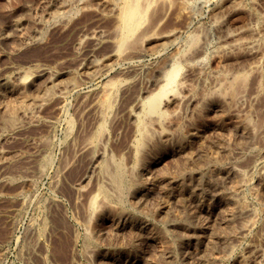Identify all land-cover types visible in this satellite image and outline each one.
Masks as SVG:
<instances>
[{"label":"rangeland","instance_id":"1","mask_svg":"<svg viewBox=\"0 0 264 264\" xmlns=\"http://www.w3.org/2000/svg\"><path fill=\"white\" fill-rule=\"evenodd\" d=\"M60 1L65 4L66 9H64V13L62 15H59L58 17L57 15H50L49 17L46 16L47 8H45V10L43 11L44 7L48 4V6L51 8V11L53 12V9L57 8L60 5ZM65 1L66 0H0V264H111L112 262L108 261L110 259L109 257L117 259H123V257L131 258L136 250L141 251L140 253L145 256V261H147L148 263L144 262V264H160V258H158L160 256L155 253L156 246L154 244H150L147 238H142L139 241L141 242L139 243L140 245L138 243V246H136L135 244L132 245V234H129V232H127L128 234L126 233L125 235H116L113 232V228L108 217L104 219V223H98L97 226L94 227L95 230L93 229V232H95L96 234L99 231V233H102L104 231L102 233L103 237L100 240L93 241L91 243L87 241L86 235H84L87 234L86 225L83 224V222L86 223V217L84 216V214L86 213L84 212H86L85 208L87 205L88 197L91 195H95L98 188L103 185V177L101 176L99 171L100 165L105 161L112 159V161L115 162L119 161L122 164L125 163V168L127 169V171L129 170L128 173L131 172L134 154L133 143L136 138L135 131L133 130H135V119L136 117L140 116V110L137 108L138 106H136L137 100L142 101L151 94L157 92L159 87L163 84L166 74L171 70L172 66H175L176 64V66H181L183 70L181 73L183 76L181 75V78H179L181 86L177 90V95L181 100L179 99V103L175 108L176 110L174 109V107H167L169 110H174L175 114L173 113V115L175 116H172L170 114L171 116L169 115V119H165L161 123L162 125L158 122H151V126V123H148L150 125L149 128L153 132L158 133L159 131H166L168 134H171L170 138L168 139V145H170L169 147H177L181 143V141L178 139V144L177 138L189 137L193 132H199L200 134L203 132L201 135L203 136V138H205L204 142L206 141L205 143H210L212 147H214L216 144L215 138H217L214 129L217 126L223 128V130H225L227 134L229 133L228 137H230V135H232L231 137H233L235 129L242 126L243 123L248 120L250 126H248L249 128L253 129V127L255 126V130L253 129L252 132L255 133L257 130V132L262 131V135L264 136V108L262 107L264 106V77H262L264 76V53L261 56L255 57L253 55L245 56L240 52H236L234 54L232 53L226 58L225 56L216 52V50H218L217 47L232 42L230 36L234 34H240L238 35V38L241 39L240 41L245 42L251 41L252 39L258 37V34L264 39V25L261 27L262 29L259 28V32L261 34H255L257 36L254 37L253 35H250V33L248 34L246 30L250 28L249 26L253 27L255 25V21L254 18H252V16H250L246 12L235 13V15L233 14L232 16L222 18L218 22H214L212 20V15L210 14L212 13V10L215 8V6L220 2V0H192L188 5L185 6L186 8L180 5L181 0H166L163 3L158 4L159 7L156 5V11H152V13H150L151 15L149 14L150 17L148 18L149 20L147 19V21L145 22L144 29H147L150 33L156 34L158 32H162L160 34L174 32V39L171 42L167 43L163 49L158 50L155 53H145L143 55H139L140 53L138 52L141 51V49L139 48H130L128 50L125 49L123 52V61L121 60L118 63L110 64L107 67H102L99 65L100 69L96 68L98 69L97 71L94 70L95 68L93 67V65L97 66L98 63L100 64L104 58L111 55V53L115 51L114 39L116 32L114 26V15L110 13L108 8L103 10L102 8L93 7L90 9L82 10L79 9V0H67L66 3ZM172 1L175 4L172 3ZM57 4L59 5L57 6ZM52 5L55 6H53V9ZM187 6H189V8ZM186 10L188 12H191L188 13ZM198 10L200 12H198ZM256 10L259 12L258 14L261 15L262 18H264V3L257 4V7H255V11ZM81 11H83V13ZM81 17L84 18L82 19ZM150 19L153 21H151ZM183 20H185V22ZM14 21H18L20 23V28L18 30H13L10 27L8 28V26L14 23ZM154 21L156 22L155 25ZM146 23H148V27H146ZM232 28L234 29V32L232 31ZM202 31L203 33H201ZM90 32L93 34V36ZM4 33H6V35ZM249 35L252 37H250ZM4 36H6L7 38ZM35 37L37 38L34 39ZM194 37H196V39H194ZM190 38L195 40V45L190 44ZM250 38L252 39L249 40ZM76 44L78 48L76 47ZM106 45L108 48L106 47ZM176 48L177 50H175ZM215 52L218 56L215 54ZM188 56H190L192 59ZM245 59L248 61H246ZM199 60L201 61L198 62ZM81 63L86 66L88 65L87 67L89 68L91 67L86 71L85 74L80 70L82 66H84ZM250 66L258 67V69L256 70L257 72L249 73V77L246 75L247 78L242 84L243 87L241 85L242 90L240 89V87H238L235 96L232 99H226L224 103L226 106V110L223 113L220 110L212 108L206 111L204 110V112L200 110L201 112H199V109H201L204 102L209 98L214 97L212 96L213 94L216 93V95L218 94V96L225 95L223 89L225 83H223L220 79H223V77H225L224 79H228L226 80L227 83H230L233 76L235 77L246 74L247 72H245V70L247 71ZM228 68L231 71H229ZM198 69H200L201 71H199ZM226 69L229 72H227ZM90 70L95 71V73L90 72ZM59 71H61V73ZM87 72L88 75L85 76ZM117 73L119 75H117ZM131 76L133 77L131 78ZM48 77L50 79H60V81L71 79L72 83H74V86L68 88L65 91H62L61 94L55 91V93L51 95L48 94V96L43 99V95L38 94L37 92L44 86L46 81L49 80ZM156 78H158L159 80L161 79V81ZM21 83H24L25 87L20 95L5 94L8 88L18 87V85H20ZM114 83L116 85L120 83L126 86L122 88V85L119 88L118 92H116V97L112 102L110 111L111 116H109V119L106 122L105 143L102 142L100 143L101 145L98 144L99 146L97 144L93 145V147L88 149V151L90 150L88 152L85 149V145L88 144L86 142H89L91 137L95 135L94 133H96L101 123L98 118L99 112L95 108V103L104 101L111 88V84ZM200 86L201 88H198ZM214 87H216V89ZM221 88L223 90L220 93ZM248 91H250L251 93ZM239 93H242V95ZM23 100L27 102L26 106L28 105L25 110L21 109V105H19ZM34 102L36 103V105ZM256 102H258L259 105ZM162 107L166 106L164 105ZM241 107L244 108L242 109ZM167 108L162 109L168 110ZM231 108L233 111L231 110ZM246 108L248 109L246 110ZM8 112H13V118L15 116L16 117L12 120H9V117L7 118V115H9ZM111 112L115 113L113 114ZM128 113L132 114L129 115ZM85 114L88 115L86 116ZM133 114L134 116H132ZM110 117L112 118L110 119ZM111 120L114 122H112ZM172 120H174L175 122ZM160 128H162V130H159ZM87 129L89 130L87 131ZM252 136L253 134H251V137ZM231 137L230 139H232ZM258 142H260L259 139ZM232 145L231 147H229L230 152L238 147V145H233V149ZM196 147H198V145ZM196 147H194V149H196ZM214 149L216 148L214 147ZM159 152H156L155 154L152 153L150 155L151 157L148 156V159H156L157 156L156 160H160L162 162L159 166L160 168H155V175H158L157 179L162 180V178L168 176L176 178L181 176L182 174H188L187 172L189 171V167L187 166V164L181 161L178 156L167 155L162 157ZM153 155L154 157H152ZM263 158H259V163L257 162V166H255L252 171L253 177L250 186L243 192L241 196L243 197V205H250L252 208L254 207V212H256V215L254 214L255 218H253L252 220V232L250 231L248 235L240 238L239 241L234 240L232 256L229 259L224 260L220 264H242L238 260V258H240L241 256H246L247 264H258L261 261H264V199H262L260 202L259 199L262 196L258 197L259 194H262L261 191L262 187H264V181L259 183L260 181L257 178L258 173H256V171L258 172V170L262 168L261 166H263L264 168ZM175 164L176 166L174 167ZM256 167L258 169H256ZM40 170H42L41 172L43 173H41ZM161 172L163 175L161 174ZM90 174H92V176ZM75 182L78 185H76ZM156 184L158 186H156ZM161 184L155 183L153 186L149 185L148 189L151 191L150 194L151 198L153 197V203H160L159 193L160 191H162L163 187H165L163 189L169 188H166L167 183L163 184L162 182ZM79 186L83 187L84 189ZM256 190H259L258 193L256 192ZM252 191L258 196H254ZM131 204L133 207L132 209L129 208V211L133 212V215L135 217V219L133 220L135 222L137 221L136 219L145 217V219L150 221L154 226L160 225L158 219L155 220L156 217L158 218L157 209L153 211L152 206H150L151 208L149 207L150 209L147 210L149 206L148 205L145 210L142 209L140 211L134 208L133 202H131ZM57 210L59 211V213ZM77 212L79 213L77 214ZM153 216L155 219L153 218ZM238 225L239 224H235L234 228ZM238 227H236L235 229L232 228L230 230L224 228H221L223 229L222 231L221 229L217 228L215 230H218L216 234L221 232L222 234H224L223 236H225V239H229L231 235L230 232L235 231L236 229H238ZM215 230L213 231L214 234ZM256 233L259 234L257 235ZM163 237H165L163 233L158 234L157 246L159 245V243H161V246H164L163 241L165 238ZM108 239L111 240L108 241ZM114 241L117 242L115 243ZM119 241L121 243H119ZM126 245L128 247H126ZM117 246H120L121 249H119ZM215 246L216 245H210V248H214ZM218 247L219 245L215 247V250H218ZM87 248L95 249L94 252L97 251L95 253L93 252L94 255L92 256L94 257L87 255V253L85 252L87 251ZM171 248L173 255L176 256V264H180L181 259L178 255V246L173 245ZM177 249L178 251H176ZM220 249L221 248H219V250ZM82 250H85V253ZM95 255H99L100 257H102V260L96 258ZM104 256L106 258H104ZM150 256L151 259L149 260Z\"/></svg>","mask_w":264,"mask_h":264},{"label":"bare ground","instance_id":"2","mask_svg":"<svg viewBox=\"0 0 264 264\" xmlns=\"http://www.w3.org/2000/svg\"><path fill=\"white\" fill-rule=\"evenodd\" d=\"M53 1V0H52ZM71 1V0H69ZM79 9H90V8H102L105 10L106 8L109 9L110 13L114 15L115 18V51L111 53V55L107 56L103 59V61L99 64L93 65L94 70L99 68V65L102 67H107L110 64H115L120 62L123 59V52L125 49H141L139 55H143L145 53H155L158 50L163 49L167 43L171 42L174 37V32H169L167 34H160L162 32L150 33L147 29H144V24L147 19L150 17L149 14L152 11H156L158 4L163 3L166 0H79ZM174 1V0H173ZM172 1V3H174ZM192 0H181L180 5L185 6L189 4ZM61 2V1H60ZM58 2V3H60ZM67 0L65 1V3ZM168 2V1H167ZM79 3V2H78ZM264 3V0H220V2L215 6L212 10V20L214 22L220 21L222 18L232 16L233 14L238 12H246L252 18H254L255 25L253 27L249 26L250 28L246 31L248 34L253 35L254 37L257 36L255 34L260 33L259 28L264 25V18L259 15L258 11H255V7L257 4ZM175 4V3H174ZM173 4V5H174ZM179 4V3H178ZM177 4V5H178ZM197 4V3H196ZM203 4V3H202ZM209 4V3H208ZM50 5V4H49ZM59 4H57L58 6ZM45 6V5H44ZM48 6V4H47ZM46 10V16H56L62 15L64 13L65 4L62 2L60 5L51 11V8L48 6ZM67 6V4H66ZM179 6V5H178ZM200 6V5H199ZM55 7V6H54ZM159 7V6H158ZM189 8V6H187ZM197 7V6H196ZM195 7V8H196ZM172 8V7H171ZM174 8V7H173ZM176 8V6H175ZM182 8V7H181ZM159 9V8H158ZM167 9V6H166ZM165 9V10H166ZM180 9V8H179ZM56 10V11H55ZM100 10V9H98ZM160 10V9H159ZM158 10V11H159ZM178 10V9H177ZM176 10V11H177ZM189 10V9H188ZM200 10V9H199ZM198 10V12H200ZM51 11V12H50ZM187 11V10H186ZM185 11V12H186ZM196 11V9H195ZM207 11V10H206ZM83 13V11H81ZM86 12V11H85ZM94 12V11H93ZM173 12V11H171ZM183 12V13H185ZM188 12V11H187ZM191 12V11H190ZM188 12V13H190ZM194 12V11H193ZM208 12V11H207ZM257 12V13H256ZM69 13V12H68ZM95 13V12H94ZM245 13V14H246ZM70 14V13H69ZM85 14V13H84ZM93 14V13H92ZM175 14V13H174ZM43 15V14H42ZM82 15V14H81ZM89 15V14H88ZM151 15V14H150ZM160 15V14H159ZM177 15V14H176ZM187 15V14H186ZM209 15V16H210ZM245 16V15H244ZM89 17V16H88ZM154 17V15H153ZM174 17V16H173ZM172 17V18H173ZM235 17V16H234ZM239 17V16H238ZM82 18V17H81ZM84 18V17H83ZM82 18V19H83ZM113 18V19H114ZM152 18V17H151ZM167 18V17H166ZM202 18V17H201ZM60 19V18H59ZM112 19V18H111ZM110 19V21H111ZM153 19V18H152ZM155 19V18H154ZM149 20V19H148ZM151 20V19H150ZM166 20V19H165ZM182 20V18H181ZM39 21V20H38ZM41 21V20H40ZM153 21V20H151ZM178 21V20H177ZM185 22V20H183ZM234 21V19H233ZM239 21V20H238ZM253 21V20H252ZM155 22V21H154ZM189 22V21H188ZM210 22V21H209ZM237 22V21H236ZM235 22V23H236ZM3 23V22H2ZM181 23V22H180ZM248 23V22H247ZM254 23V22H253ZM7 24V23H6ZM11 24V23H10ZM9 24V25H10ZM49 24V23H48ZM151 24V23H150ZM149 24V25H150ZM153 24V23H152ZM156 22L154 23V25ZM186 24V23H185ZM230 24V23H229ZM91 25V24H90ZM146 27H148V23H146ZM172 25V24H171ZM178 25V24H177ZM182 25V24H181ZM216 25V24H215ZM227 25V24H226ZM245 25V24H244ZM250 25V23H249ZM113 26V27H114ZM166 26V25H165ZM168 26V25H167ZM230 26V25H229ZM239 26V25H238ZM237 26V27H238ZM242 26V25H241ZM13 30H18L20 28V23L18 21H14L8 28ZM162 27V26H161ZM176 27V26H175ZM180 27V26H179ZM227 27V26H226ZM247 27V26H246ZM264 27V26H263ZM7 28V27H6ZM160 28V27H159ZM165 28V27H164ZM169 28V27H168ZM173 28V27H172ZM216 28V27H214ZM239 28V27H238ZM82 29V28H81ZM99 29V28H98ZM170 29V28H169ZM204 29V28H203ZM212 29V28H211ZM210 29V30H211ZM241 29V28H240ZM262 29V28H261ZM164 30V29H163ZM162 30V31H163ZM195 30V29H194ZM208 30V29H207ZM219 30V29H218ZM221 30V29H220ZM227 30V29H226ZM230 30V28H229ZM234 29L232 28V31ZM148 31V32H147ZM157 31V30H156ZM171 31V30H170ZM206 31V30H205ZM209 31V30H208ZM239 31V30H237ZM6 32V31H4ZM103 32V31H102ZM168 32V31H167ZM218 32V31H217ZM234 32V31H233ZM243 32V31H242ZM91 33V32H90ZM94 33V32H93ZM195 33V32H193ZM203 33V31L201 32ZM229 33V32H228ZM245 33V32H244ZM243 33V34H244ZM6 35V33H4ZM89 34V33H88ZM92 34V33H91ZM90 34V35H91ZM98 34V33H97ZM197 34V33H196ZM195 34V35H196ZM230 34V33H229ZM261 34V33H260ZM185 35V34H184ZM194 35V36H195ZM238 35L234 34L230 36L232 42L229 44L222 45L217 47L218 54H221L227 58V56L231 55L232 53L240 52L246 55H253L255 57L261 56L264 52V39L259 36L249 40L251 41H240ZM242 35V34H241ZM249 35V36H250ZM2 36V34H1ZM82 36V35H81ZM88 36V35H87ZM93 36V34H92ZM97 36V35H96ZM101 36V35H100ZM177 36V35H176ZM203 36V35H202ZM219 36V35H218ZM227 36V35H225ZM248 36V37H249ZM6 37V36H4ZM197 37V36H196ZM194 37V39H196ZM204 37V36H203ZM252 37V36H250ZM7 38V37H6ZM35 37L34 39H36ZM99 38V37H98ZM101 38V37H100ZM114 38V37H112ZM111 38V39H112ZM241 38V37H240ZM190 38V44L195 45V40ZM205 39V38H204ZM221 39V38H220ZM227 39V38H226ZM256 39V40H255ZM31 40V39H30ZM202 40V39H201ZM206 40V39H205ZM219 40V38H218ZM78 41V40H76ZM223 41V39H222ZM221 41V42H222ZM225 41V40H224ZM186 42V41H185ZM201 42V41H200ZM199 42V43H200ZM208 42V41H207ZM219 43V42H218ZM228 43V42H227ZM51 44V43H50ZM104 44V43H103ZM107 44V43H106ZM186 44V43H185ZM203 44V43H202ZM206 44V43H205ZM217 44V42H216ZM191 45V46H192ZM180 46V45H179ZM205 46V45H204ZM215 46V44H214ZM77 47V44H76ZM107 47V45H106ZM105 47V48H106ZM190 47V46H188ZM187 47V48H188ZM78 48V47H77ZM108 48V47H107ZM113 48V49H114ZM41 49V48H40ZM196 49V48H195ZM203 49V48H202ZM177 50V48L175 49ZM179 50V48H178ZM192 50V49H191ZM33 51V50H32ZM31 51V52H32ZM38 51V50H37ZM188 51V50H187ZM42 52V51H41ZM104 52V50H103ZM172 52V51H171ZM177 52V51H176ZM186 52V51H185ZM215 52V54H216ZM188 53V52H187ZM134 54V53H133ZM193 54V53H192ZM138 55V54H137ZM157 55V54H156ZM200 55V54H199ZM217 55V54H216ZM220 55V56H221ZM241 55V54H240ZM264 55V54H263ZM132 56V55H131ZM170 56V55H169ZM167 56V57H169ZM181 56V55H180ZM185 56V55H184ZM193 56V55H192ZM198 56V55H197ZM218 56V55H217ZM236 56V55H235ZM128 57V56H126ZM165 57V58H167ZM190 57V56H188ZM209 57V56H208ZM212 57V55H211ZM216 57V56H215ZM191 58V57H190ZM196 58V57H195ZM243 58V57H242ZM101 59V58H100ZM162 59V58H161ZM164 59V58H163ZM177 59V58H176ZM175 59V60H176ZM179 59V58H178ZM182 59V58H181ZM189 59V58H188ZM192 59V58H191ZM212 59V58H211ZM218 59V58H217ZM241 59V58H240ZM128 60V59H127ZM202 60V59H201ZM199 60L198 62H200ZM208 60V59H207ZM246 60V59H245ZM92 61V60H91ZM95 61V60H94ZM123 61V60H122ZM125 61V58H124ZM136 61V60H135ZM162 61V60H161ZM165 61V60H164ZM170 61V60H169ZM189 61V60H188ZM206 61V60H205ZM222 61V60H221ZM248 61V60H246ZM245 61V62H246ZM256 61V60H255ZM159 62V61H158ZM187 62V61H186ZM203 62V61H202ZM88 63V62H87ZM94 63V62H93ZM141 63V62H140ZM197 63V62H196ZM204 63V62H203ZM209 63V62H208ZM236 63V62H235ZM239 63V62H238ZM243 63V62H242ZM264 63V62H263ZM80 64V62H79ZM83 64V63H81ZM91 64V63H90ZM157 64V63H156ZM207 64V63H205ZM220 64V63H219ZM229 64V63H228ZM227 64V65H228ZM240 64V63H239ZM258 64V63H257ZM84 65V64H83ZM122 65V64H121ZM173 65V64H172ZM177 65V64H176ZM172 66L171 70L166 74L164 78L163 84L159 87L157 92L151 94L146 99L142 101L137 100V108L140 110V116L136 117L135 119V134L136 138L133 143L134 154H133V164L131 166V172L125 168V163H121L119 161L115 162L112 159L105 161L100 165L99 171L101 176L103 177V182L95 195H91L88 197L87 205H86V225L87 234L86 239L89 243L93 241H98L103 237V232L97 234L93 232L95 230V226L99 223H104V219L108 217L111 222V226L113 228V232L116 235H125L127 232L132 234L131 236V244L137 245L142 238H147L150 244H154L156 246V252L160 257V264H176V256L172 253V246L177 245L179 248V257L181 259L180 264H220L226 259H229L232 256L233 248H234V240L239 241L240 238L248 235L251 229L253 228L252 220L254 214V207L252 208L250 205H243V192L249 188L250 183L252 181V171L259 163V158L264 157V136L262 135V131L253 133V129L249 128V120L245 121L242 126L237 127L235 132L230 137L223 128L217 126L214 130L217 135L215 138V148L212 147L210 143H205L203 136L198 133H192L189 137L186 138H177L178 144L179 140L181 143L177 147H169L168 139L170 138L171 134H168L166 131H157L153 132L149 128V124L151 122H158L162 123L165 119H169V115L172 116L174 110L168 109L169 107L174 109L176 105L179 103V97L177 90L180 88L181 83L179 82V78L182 75V67ZM185 65V64H184ZM188 65V64H187ZM233 65V64H231ZM244 65V63H243ZM88 66V65H87ZM86 65L82 66L80 69L82 73H86L89 67ZM148 66V65H146ZM158 66V65H157ZM194 66V65H193ZM200 66V65H199ZM198 66V67H199ZM236 66V65H235ZM245 66V65H244ZM201 67V66H200ZM206 67V65H205ZM218 67V66H217ZM224 67V66H223ZM230 67V66H229ZM233 67V66H232ZM261 67V66H260ZM212 68V67H211ZM214 68V66H213ZM225 68V67H224ZM227 68V67H226ZM92 69V70H93ZM100 69V68H99ZM156 69V68H154ZM159 69V68H158ZM201 69V68H200ZM198 69L199 71H201ZM223 69V68H222ZM229 69V68H228ZM238 69V66H237ZM258 67L250 66L246 74L240 76H233V78L229 79L230 83H227L224 79L222 80L225 83L224 89V96L223 95H216L211 94L212 98L206 100L199 109V112L204 110L217 109L220 110L222 113L226 110L225 109V101L226 99H232L235 94L237 93V88L245 82L249 73H256ZM264 69V67H263ZM102 70V69H101ZM144 70V69H143ZM185 70V69H184ZM190 70V68H189ZM214 70V69H213ZM227 70V69H226ZM244 70V69H243ZM62 71V70H61ZM61 71H59L61 73ZM128 71V69H127ZM196 71V70H195ZM229 71H231L229 69ZM227 70V72H229ZM42 72V71H41ZM95 73V71H91ZM138 72V71H137ZM189 72V71H188ZM217 72V71H216ZM244 72V73H245ZM38 73V72H37ZM92 73V74H93ZM97 73V72H96ZM126 73V72H125ZM124 73V74H125ZM148 73V72H147ZM197 73V72H196ZM239 73V72H238ZM46 74V73H45ZM48 74V73H47ZM80 74V73H79ZM122 74V73H121ZM149 74V73H148ZM155 74V73H154ZM153 74V75H154ZM161 74V73H160ZM230 74V73H229ZM228 74V75H229ZM81 75V74H80ZM88 75V72L85 76ZM98 75V74H96ZM117 75H119L117 73ZM151 75V74H150ZM185 75V73H184ZM192 75V74H191ZM210 75V74H209ZM253 75V74H252ZM264 75V74H263ZM17 76V75H16ZM41 76V75H40ZM48 76V75H47ZM82 76V75H81ZM124 76V75H123ZM183 76V75H182ZM203 76V75H202ZM201 76V77H202ZM214 76V75H213ZM212 76V77H213ZM216 76V75H215ZM230 76V75H229ZM28 77V76H27ZM32 77V76H31ZM50 77V76H49ZM48 77V78H49ZM125 77V76H124ZM133 76H131L132 78ZM136 77V76H135ZM158 77V76H157ZM160 77V76H159ZM209 77V76H208ZM221 77V76H220ZM227 77V76H226ZM232 77V76H231ZM249 77V76H248ZM259 77V76H258ZM264 77V76H262ZM64 78V77H63ZM95 78V77H94ZM93 78V79H94ZM188 78V77H187ZM222 78V77H221ZM10 79V78H9ZM62 79V78H61ZM119 79V78H118ZM134 79V78H133ZM152 79V77H151ZM154 79V78H153ZM158 79V78H156ZM202 79V78H201ZM209 79V78H208ZM207 79V80H208ZM41 80V79H40ZM65 80V79H64ZM77 80V79H76ZM110 80V79H108ZM121 80V79H120ZM128 80V79H127ZM143 80V79H142ZM159 80V79H158ZM205 80V79H204ZM126 81V80H125ZM124 81V83H125ZM161 81V79L159 80ZM188 81V80H187ZM190 81V80H189ZM249 81V80H248ZM254 81V79H253ZM259 81V80H257ZM107 82V81H106ZM135 82V81H134ZM143 82V81H142ZM156 82V80H155ZM185 82V81H184ZM209 82V81H208ZM211 82V81H210ZM218 82V81H216ZM264 82V81H263ZM37 83V82H36ZM121 83V82H120ZM111 84V88L106 95V98L103 102H96L95 108L98 110V118L101 121L98 130L93 137H91L87 145H85V149L88 151L93 145L99 144L106 140V122L109 119L112 102L116 97V92H118L119 88H122L126 85L124 84ZM197 83V82H196ZM42 84V83H41ZM39 84V85H41ZM74 83H72L71 79L60 81V79H50L46 81L44 86L39 89L37 92L38 94L43 95V99L48 96V94H53L55 91L59 92L60 94L62 91L67 90L70 87H73ZM76 84V83H75ZM106 84V83H105ZM187 84V83H185ZM200 84V83H199ZM252 84V83H251ZM259 84V83H258ZM262 84V83H261ZM34 85V84H33ZM183 85V84H182ZM195 85V84H194ZM80 86V85H79ZM155 86V84H154ZM189 86V85H188ZM203 86V85H202ZM212 86V85H211ZM256 86V85H255ZM259 86V85H258ZM10 87V86H9ZM25 84L21 83L18 87H10L7 89L5 94H18L22 93L24 90ZM35 87V86H34ZM136 87V86H135ZM148 87V86H147ZM191 87V86H190ZM210 87V86H208ZM207 87V88H208ZM243 87V85H242ZM250 87V85H249ZM195 88V87H194ZM198 88H201L198 87ZM216 89V87H214ZM219 88V86H218ZM136 89V88H135ZM189 89V88H188ZM221 88V91L223 90ZM258 89V88H257ZM263 89V88H262ZM145 90V89H144ZM190 90V89H189ZM197 90V89H196ZM242 90V89H241ZM97 91V90H96ZM2 92V91H1ZM34 92V91H33ZM120 92V91H119ZM133 92V91H132ZM137 92V91H136ZM180 92V90H179ZM191 92V91H190ZM195 92V91H194ZM193 92V93H194ZM216 92V91H215ZM239 92V91H238ZM250 92V91H248ZM3 93V92H2ZM99 93V92H98ZM134 93V92H133ZM243 93V91H242ZM242 93H239L242 95ZM251 93V92H250ZM36 94V93H35ZM58 94V93H57ZM123 94V93H122ZM121 94V95H122ZM131 94V93H130ZM147 94V93H146ZM199 94V93H198ZM201 94V93H200ZM246 94V93H245ZM17 95V96H18ZM40 95V96H42ZM49 95V96H50ZM56 95V94H55ZM59 95V94H58ZM133 95V94H132ZM196 95V94H195ZM194 95V96H195ZM202 95V94H201ZM216 95V96H215ZM34 96V95H33ZM53 96V95H52ZM65 96V95H64ZM97 96V95H96ZM131 96V95H130ZM140 96V95H139ZM143 96V95H142ZM262 96V95H261ZM51 97V96H50ZM135 97V96H134ZM182 97V96H181ZM237 97V96H236ZM23 98V97H22ZM29 98V97H28ZM241 98V97H240ZM249 98V97H248ZM99 99V98H98ZM135 99V98H134ZM199 99V98H198ZM238 99V98H237ZM236 99V100H237ZM253 99V98H252ZM7 100V99H6ZM9 100V99H8ZM25 100V99H24ZM20 102L21 109L25 110L27 108L26 101ZM31 100V98H30ZM181 100V99H180ZM260 100V99H259ZM262 100V99H261ZM12 101V100H11ZM98 101V100H97ZM119 101V100H118ZM127 101V100H126ZM232 101V100H231ZM186 102V101H185ZM184 102V103H185ZM202 102V101H201ZM200 102V103H201ZM234 102V101H233ZM246 102V100H245ZM10 103V102H9ZM14 103V102H13ZM35 103V102H34ZM181 103V102H180ZM237 103V102H236ZM258 104V102H256ZM12 104V102H11ZM38 104V103H37ZM191 104V103H190ZM197 104V103H196ZM256 104V105H257ZM10 105V104H9ZM36 105V103H35ZM166 107H162V106ZM186 105V104H185ZM243 105V104H242ZM251 105V104H250ZM259 105V104H258ZM88 106V105H87ZM235 106V105H234ZM233 106V108H234ZM237 106V105H236ZM2 107V106H1ZM6 107V106H5ZM124 107V106H123ZM122 107V108H123ZM168 107V108H167ZM185 107V106H184ZM200 107V106H199ZM245 107V106H244ZM243 107V108H244ZM252 107V106H251ZM264 108V106H262ZM261 107V108H262ZM86 108V107H85ZM162 108H167L168 110H163ZM242 108V107H241ZM242 108V109H243ZM84 109V108H83ZM116 109V108H115ZM236 109V108H235ZM248 108H246L247 110ZM260 109V107H259ZM118 110V109H117ZM138 110V112H139ZM176 110V109H175ZM201 110V111H200ZM232 110V108H231ZM245 110V109H244ZM83 111V110H82ZM115 111V110H114ZM120 111V109H119ZM172 111V112H170ZM182 111V110H181ZM233 111V110H232ZM236 111V110H235ZM3 112V111H2ZM20 112V111H19ZM89 112V111H88ZM170 112V113H169ZM176 112V111H175ZM183 112V111H182ZM198 112V111H197ZM241 112V111H240ZM260 112V111H258ZM257 112V113H258ZM9 113V112H8ZM113 113V112H111ZM115 113V112H114ZM113 113V114H114ZM178 113V112H177ZM187 113V112H186ZM215 113V112H214ZM231 113V112H230ZM234 113V112H233ZM251 113V112H250ZM3 114V113H2ZM5 114V113H4ZM18 114V113H17ZM32 114V113H30ZM129 115L132 113H128ZM175 114V113H174ZM190 114V113H189ZM241 114V113H240ZM86 115V114H85ZM88 115V114H87ZM86 115V116H87ZM92 115V114H91ZM137 115V114H136ZM170 115V116H171ZM15 116V115H14ZM115 116V115H114ZM134 116V114L132 115ZM182 116V115H181ZM191 116V115H190ZM189 116V119H190ZM237 116V115H236ZM244 116V115H243ZM259 116V115H258ZM262 116V115H261ZM9 120L13 118V112L7 115ZM178 117V116H177ZM211 117V115H210ZM226 117V116H225ZM256 117V116H255ZM6 118V117H5ZM83 118V117H82ZM87 118V117H86ZM90 118V117H89ZM112 117H110L111 119ZM172 118V117H170ZM200 118V117H199ZM198 118V119H199ZM242 118V116H241ZM249 118V117H248ZM260 118V117H258ZM257 118V119H258ZM77 119V118H76ZM93 119V118H91ZM183 119V118H182ZM188 119V118H187ZM209 119V118H208ZM214 119V117H213ZM216 119V118H215ZM254 119V118H253ZM197 120V119H196ZM15 121V120H13ZM88 121V120H87ZM94 121V120H93ZM97 121V120H96ZM112 121V120H111ZM121 121V120H120ZM174 121V120H172ZM232 121V119H231ZM262 121V120H260ZM4 122V121H3ZM12 122V121H11ZM81 122V121H80ZM84 122V121H83ZM114 122V121H112ZM150 122V123H149ZM175 122V121H174ZM187 122V121H185ZM259 122V121H257ZM79 123V122H78ZM119 123V122H118ZM149 123V124H148ZM153 123V125H154ZM167 123V122H166ZM170 123V122H169ZM180 123V122H178ZM198 123V122H197ZM240 123V122H239ZM88 124V123H87ZM95 124V123H94ZM125 124V122H124ZM172 124V123H171ZM199 124V123H198ZM255 124V123H252ZM114 125V124H113ZM162 125V124H161ZM167 125V124H166ZM222 125V124H221ZM18 126V125H14ZM80 126V124H79ZM131 126V125H130ZM152 126V123H151ZM249 126V127H248ZM253 126V125H252ZM257 126V125H256ZM260 126V125H259ZM92 127V126H90ZM119 127V126H118ZM162 127V126H161ZM192 127V126H191ZM194 127V126H193ZM229 127V126H228ZM75 128V127H74ZM124 128V127H123ZM79 129V128H78ZM115 129V128H114ZM130 129V128H129ZM134 129V128H133ZM251 129V130H250ZM264 129V128H263ZM77 130V129H76ZM89 129H87L88 131ZM113 130V128H112ZM159 130H162L160 128ZM184 130V129H183ZM191 130V129H190ZM231 130V129H230ZM255 130V129H254ZM81 131V130H80ZM86 131V130H85ZM92 131V130H91ZM115 131V130H114ZM155 131V130H154ZM172 131V130H171ZM131 132V131H130ZM173 132V131H172ZM82 133V132H81ZM108 133V132H107ZM156 133V134H154ZM188 133V132H187ZM264 133V132H263ZM70 134V133H69ZM84 134V133H83ZM86 134V133H85ZM130 134V133H129ZM133 134V133H132ZM175 134V133H174ZM251 134L253 136L251 137ZM64 135V134H63ZM121 135V134H120ZM85 136V135H84ZM132 136V135H131ZM70 137V136H69ZM86 137V136H85ZM179 137V136H178ZM207 137V136H206ZM84 138V137H83ZM179 139V140H178ZM208 139V138H207ZM259 141L261 142H258ZM75 141V140H74ZM170 141V140H169ZM214 141V140H213ZM72 142V141H71ZM113 142V141H112ZM242 142V143H241ZM105 143V142H104ZM171 143V142H170ZM111 144V143H110ZM238 145V147L233 150L229 151V147L231 145ZM98 145V146H99ZM114 145V144H113ZM198 145V147H196ZM214 145V144H213ZM232 145V148H233ZM66 146V145H65ZM70 146V145H68ZM111 146V145H110ZM131 146V144H130ZM50 147V146H49ZM196 147V149H194ZM100 148V147H99ZM198 148V149H197ZM84 149V150H85ZM234 149V148H233ZM85 150V151H86ZM159 150V151H157ZM90 151V150H89ZM88 151V152H89ZM93 151V150H91ZM114 151V150H113ZM127 151V150H126ZM108 152V151H107ZM159 152V154L164 157L167 155L170 156H178L181 161H183L189 167L188 174H182L179 177H164L162 180L157 179L155 175V168L161 165L160 160H156L155 158H149L152 153ZM121 153V152H120ZM129 153V151H128ZM70 154V153H69ZM86 154V153H85ZM113 154V153H112ZM3 155V154H2ZM50 155V154H49ZM63 155V154H61ZM106 155V154H105ZM119 155V154H118ZM117 155V156H118ZM127 155V154H126ZM73 156V155H72ZM71 156V157H72ZM67 157V156H66ZM93 157V156H92ZM116 157V156H115ZM154 157V155L152 156ZM2 158V157H1ZM50 158V157H49ZM48 158V159H49ZM68 158V157H67ZM70 158V157H69ZM119 158V157H118ZM66 159V158H64ZM124 159V158H123ZM148 159V160H147ZM175 159V158H174ZM264 159V158H263ZM3 160V159H1ZM114 160V159H113ZM162 160V159H161ZM172 160V159H171ZM128 161V160H127ZM180 161V162H181ZM264 161V160H263ZM262 161V162H263ZM129 162V161H128ZM170 162V161H169ZM258 162V163H257ZM66 163V162H65ZM69 163V162H68ZM79 163V162H78ZM77 163V164H78ZM166 163V162H165ZM177 163V162H176ZM64 164V163H63ZM96 164V163H95ZM68 165V164H67ZM65 165V166H67ZM128 165V163H127ZM199 165V166H198ZM64 166V167H65ZM70 166V165H69ZM176 164L174 165V167ZM163 167V166H162ZM256 171L258 173L259 183L264 181V168ZM42 168V167H41ZM49 168V167H48ZM83 168V167H82ZM160 168V167H159ZM158 168V169H159ZM181 168V167H180ZM164 169V168H163ZM183 169V168H182ZM256 169H258L256 167ZM69 170V168H68ZM80 170V169H79ZM96 170V169H95ZM157 170V169H156ZM160 170V169H159ZM165 170V169H164ZM42 170H40L41 172ZM64 171V170H63ZM166 171V170H165ZM82 172V171H81ZM182 172V171H181ZM43 173V172H41ZM63 173V172H62ZM74 173V172H73ZM179 173V172H178ZM55 174V173H53ZM79 174V173H78ZM95 174V173H94ZM162 174V172H161ZM170 174V173H168ZM176 174V173H175ZM92 176V174H90ZM163 175V174H162ZM81 176V175H80ZM90 176V177H91ZM100 176V175H99ZM57 177V176H56ZM67 177V176H66ZM61 178V177H60ZM65 178V177H64ZM96 178V176H95ZM98 178V177H97ZM75 180V179H74ZM100 180V179H99ZM55 181V180H53ZM77 181V180H76ZM79 181V180H78ZM88 181V180H87ZM102 181V180H101ZM52 182V181H51ZM65 182V181H64ZM82 182V180H81ZM167 183L168 189H163L159 193V202L153 203L149 185L153 186L155 183L161 184ZM76 183V182H75ZM64 184V183H63ZM90 184V183H89ZM264 184V183H263ZM76 185H78L76 183ZM86 185V184H85ZM92 185V184H91ZM162 185V184H161ZM156 186H158L156 184ZM75 187V186H74ZM81 187V186H79ZM89 187V186H88ZM256 187V185H255ZM254 187V188H255ZM262 187V185H261ZM83 188V187H81ZM154 188V187H153ZM67 189V188H66ZM84 189V188H83ZM81 189V190H83ZM64 190V189H63ZM261 190V189H260ZM69 191V190H68ZM73 191V190H72ZM79 191V190H78ZM86 191V190H85ZM84 191V192H85ZM259 190H256L258 193ZM58 192V191H57ZM71 192V191H70ZM81 192V191H80ZM262 194L259 196L252 193L254 196H262L259 200L261 202L264 199V187H262ZM260 192V193H261ZM73 193V192H72ZM68 194V193H67ZM70 194V193H69ZM66 195V194H65ZM84 195V194H83ZM153 195V194H152ZM82 196V195H81ZM253 196V195H252ZM62 197V196H61ZM74 197V196H73ZM45 198V197H44ZM70 198V197H69ZM76 199V198H75ZM83 200V199H80ZM87 200V199H86ZM258 200V201H259ZM257 201V202H258ZM46 202V201H45ZM51 202V201H50ZM134 204V208L137 210L146 209L149 210L152 206V210L155 211L157 209V215L155 220L158 219L160 225L154 226L150 221L144 218H138L135 222L133 212L129 211V208L132 209V204ZM35 203V202H34ZM60 203V202H59ZM83 203V202H82ZM245 203V202H244ZM36 204V203H35ZM55 204V203H54ZM77 204V203H76ZM80 204V203H79ZM84 204V203H83ZM82 204V205H83ZM131 204V206H130ZM256 204V203H255ZM264 204V203H263ZM45 205V204H44ZM47 205V204H46ZM62 205V204H61ZM43 206V205H42ZM48 206V205H47ZM76 207V206H75ZM85 207V206H84ZM83 207V208H84ZM150 207V208H149ZM57 208V207H56ZM82 208V209H83ZM39 209V208H38ZM61 209V208H60ZM78 209V208H77ZM45 210V209H44ZM75 210V209H74ZM79 210V209H78ZM84 210V211H85ZM136 210V211H137ZM151 210V211H152ZM52 211V210H51ZM58 211V210H57ZM66 211V210H65ZM152 211V212H153ZM257 211V210H256ZM263 211V210H262ZM67 212V211H66ZM81 212V211H80ZM144 212V211H143ZM148 212V211H147ZM47 213V212H46ZM59 213V211H58ZM79 212H77L78 214ZM142 213V212H141ZM52 214V213H51ZM61 214V213H60ZM76 214V213H75ZM82 215V214H81ZM137 215V214H136ZM155 215V214H154ZM264 215V214H263ZM49 216V215H48ZM59 216V215H58ZM75 216V215H74ZM144 216V215H143ZM156 216V215H155ZM47 217V216H46ZM54 217V216H53ZM141 217V216H140ZM261 217V216H260ZM43 218V217H42ZM259 218V217H258ZM262 218V217H261ZM56 219V218H55ZM61 219V217H60ZM75 219V218H74ZM80 219V218H79ZM151 219V218H150ZM46 220V219H45ZM50 220V219H49ZM63 220V219H62ZM257 220V219H256ZM35 221V220H34ZM65 221V219H64ZM81 221V220H80ZM42 222V220H41ZM45 222V221H43ZM50 222V221H49ZM58 222V221H56ZM60 222V221H59ZM70 222V221H69ZM254 222V221H253ZM264 222V221H263ZM81 223V222H80ZM53 224V223H52ZM235 224H239L238 229L235 231L230 232V238L225 239L223 236L224 234L217 233L215 229H232L234 228ZM56 225V224H55ZM60 225V224H59ZM83 225V226H85ZM43 226V224H42ZM57 227V226H56ZM73 227V226H72ZM235 227V228H236ZM38 228V227H37ZM104 228V227H103ZM234 228V229H235ZM44 229V228H43ZM85 229V228H84ZM37 230V229H36ZM63 230V229H62ZM86 230V229H85ZM215 230V234L214 231ZM223 229H221L222 231ZM259 230V229H258ZM64 231V230H63ZM227 231V230H226ZM69 232V231H68ZM72 232V231H71ZM252 232V231H251ZM262 232V231H261ZM41 233V232H40ZM45 233V232H44ZM76 233V232H75ZM99 233V234H98ZM109 233V232H108ZM164 234V246H161V243L157 246V237L158 234ZM54 234V233H53ZM59 234V233H58ZM128 234V233H127ZM257 235L259 233H256ZM42 235V234H40ZM46 235V234H45ZM61 235V234H60ZM108 235V234H107ZM115 235V236H116ZM110 236V235H109ZM161 236V235H160ZM36 237V236H35ZM56 237V235H55ZM69 237V235H68ZM111 237V236H110ZM263 237V236H262ZM43 238V237H42ZM67 238V237H66ZM112 238V237H111ZM45 239V238H44ZM71 239V238H70ZM123 239V238H122ZM146 239V240H147ZM51 240V239H50ZM68 240V239H67ZM111 239H108V241ZM162 240V238H161ZM49 241V240H48ZM71 241V240H70ZM107 241V240H106ZM127 241V240H126ZM160 241V240H159ZM158 241V242H159ZM260 241V240H259ZM100 242V241H99ZM98 242V243H99ZM113 242V241H112ZM111 242V243H112ZM115 242V241H114ZM117 242V241H116ZM115 242V243H116ZM123 242V241H122ZM162 242V241H161ZM262 242V241H261ZM47 243V242H46ZM59 243V242H58ZM63 243V242H62ZM69 243V242H68ZM83 243V242H81ZM119 243H121L119 241ZM236 243V242H235ZM254 243V242H253ZM257 243V242H256ZM263 244V243H262ZM87 245V244H86ZM85 245V246H86ZM106 245V244H105ZM116 245V244H115ZM119 245V244H117ZM124 245V244H123ZM140 245V244H139ZM210 245H216L218 250L214 248H210ZM238 245V244H237ZM260 245V244H259ZM62 246V245H61ZM88 246V245H87ZM122 246V245H120ZM118 247L121 249V247ZM148 246V245H147ZM264 246V244H263ZM42 247V246H41ZM126 247H128L126 245ZM252 247V246H251ZM26 248V247H25ZM74 248V247H73ZM219 248H221L219 250ZM31 249V248H30ZM36 249V248H35ZM48 249V248H47ZM50 249V248H49ZM85 249V248H84ZM134 249V247H133ZM138 249V248H137ZM34 250V249H33ZM46 250V249H45ZM51 250V249H50ZM62 250V249H61ZM60 250V251H61ZM87 255H94L93 252L95 249L87 248ZM93 250V251H91ZM140 250V249H139ZM175 250V249H174ZM258 250V249H257ZM261 250V249H260ZM83 251V250H82ZM83 251V252H84ZM117 251V250H116ZM178 251V249L176 250ZM31 252V251H30ZM38 252V251H37ZM44 252V251H43ZM62 252V251H61ZM84 252V253H85ZM97 252V251H95ZM94 252V253H95ZM122 252V251H121ZM141 251L136 250L134 255L130 257H123V259H117L113 257H109L108 261H111V264H144L145 256L140 253ZM255 252V251H254ZM100 254V253H99ZM151 254V253H150ZM247 254V253H246ZM254 254V253H253ZM257 254V253H256ZM43 255V254H42ZM72 255V254H71ZM78 255V254H77ZM101 255V254H100ZM111 255V254H110ZM53 256V255H52ZM147 256V254H146ZM153 256V255H152ZM257 256V255H256ZM54 257V256H53ZM72 257V256H71ZM77 257V256H76ZM94 257V256H92ZM90 257V258H92ZM96 258L102 260V257L99 255H95ZM248 257V256H247ZM250 257V256H249ZM46 258V257H45ZM104 258H106L104 256ZM260 258V257H259ZM43 259V258H42ZM72 259V258H71ZM74 259V258H73ZM151 256L149 257V260ZM237 259V258H236ZM252 259V258H251ZM264 259V258H263ZM64 260V259H63ZM92 260V259H91ZM158 260V259H157ZM239 262L242 264L246 263V256H241L238 258ZM237 260V261H238ZM253 260V259H252ZM261 260V259H260ZM93 261V260H92ZM153 261V260H152ZM251 261V260H250ZM259 261V260H258ZM51 262V261H50ZM62 262V261H61ZM100 262V261H98ZM256 262V261H255ZM107 263V262H106ZM109 263V262H108ZM148 263V262H147ZM99 264V263H98ZM104 264V263H101ZM152 264V263H151ZM258 264H264V261H261Z\"/></svg>","mask_w":264,"mask_h":264}]
</instances>
